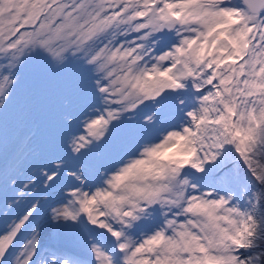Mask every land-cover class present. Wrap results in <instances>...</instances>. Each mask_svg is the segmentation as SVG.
Listing matches in <instances>:
<instances>
[{
    "label": "snow or ice",
    "instance_id": "6c2138e0",
    "mask_svg": "<svg viewBox=\"0 0 264 264\" xmlns=\"http://www.w3.org/2000/svg\"><path fill=\"white\" fill-rule=\"evenodd\" d=\"M0 264H264V0H0Z\"/></svg>",
    "mask_w": 264,
    "mask_h": 264
}]
</instances>
